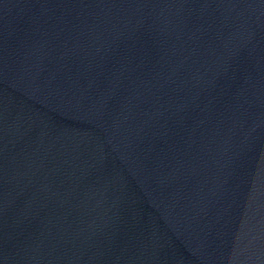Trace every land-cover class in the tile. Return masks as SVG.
Here are the masks:
<instances>
[{"label":"water","instance_id":"obj_1","mask_svg":"<svg viewBox=\"0 0 264 264\" xmlns=\"http://www.w3.org/2000/svg\"><path fill=\"white\" fill-rule=\"evenodd\" d=\"M0 264H264V0H0Z\"/></svg>","mask_w":264,"mask_h":264}]
</instances>
